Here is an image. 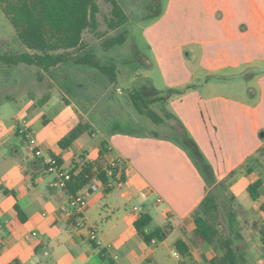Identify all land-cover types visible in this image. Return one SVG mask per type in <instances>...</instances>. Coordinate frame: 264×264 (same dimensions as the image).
I'll return each instance as SVG.
<instances>
[{"label": "crops", "instance_id": "crops-1", "mask_svg": "<svg viewBox=\"0 0 264 264\" xmlns=\"http://www.w3.org/2000/svg\"><path fill=\"white\" fill-rule=\"evenodd\" d=\"M149 22L143 81L156 89H185L167 107L216 181L232 182L231 196L248 215H256L250 224L264 254L259 234L264 229V0H163L161 14ZM70 66L39 71L27 95L0 99L16 106L8 111L0 104V264L208 263V255L192 242L191 217L208 187L183 148L149 133L96 127L88 118V131L70 147H58L80 121L79 114L84 116L66 94L73 86ZM19 117L26 118L42 153L56 155L67 170L82 159L96 161L104 141L100 165L120 160L110 191L92 178L78 191L86 206L74 213L68 207L70 194L18 136ZM257 178L262 179L260 196L252 200L246 187ZM103 207L111 216L96 225L93 213L102 218ZM143 213L151 217L146 231L170 225L162 241L146 244L138 235L133 223ZM85 228L95 230L96 240ZM178 239L188 246V256L174 254Z\"/></svg>", "mask_w": 264, "mask_h": 264}, {"label": "trees", "instance_id": "trees-1", "mask_svg": "<svg viewBox=\"0 0 264 264\" xmlns=\"http://www.w3.org/2000/svg\"><path fill=\"white\" fill-rule=\"evenodd\" d=\"M107 1L111 5V16L107 19L108 27L116 29L124 26L127 16L118 1ZM153 3L156 12L152 20L157 18L163 9L161 0H149L147 6L151 7ZM0 9L14 29L22 47L21 51L0 53V63L7 66L19 64L35 66L39 71L44 72L50 71L59 64L67 63L96 70L111 83L117 80L116 62L100 59L82 37L84 31L94 32L98 28L100 9L96 0H0ZM125 40L126 29L105 39L103 47L109 50L123 44ZM142 56L148 62V58ZM72 84L74 85L73 82ZM139 88L132 87L127 91L132 107L139 115L147 117L156 127L164 131L160 134L153 130L150 134L156 138L172 141L183 148L208 187L206 195L191 214L193 244L200 248L205 256L208 255V264H254L245 245H242L244 238L237 228V213L232 204L234 198L226 195L225 180L216 181L212 167L203 157L184 125L167 107V103L176 95L182 94L185 89L174 87L156 89L153 86H146L145 83ZM66 102L68 103L67 100ZM90 127L88 121L80 119L75 127L58 140V147L60 149L70 147ZM105 151L106 143L102 141L96 161L82 159L83 165L78 171V164L73 166L70 170V179L64 188L70 195L84 188L94 177L100 181L105 191H110L109 184L118 168H114L110 176L107 175L106 169L99 163ZM50 154L58 164H61L56 155ZM249 171L250 169L247 168V172ZM261 184L262 179L257 178L247 185L246 191L250 199L259 198ZM260 208L264 211V204ZM15 210L19 220L24 222L26 217L17 204ZM219 218L223 220L222 230L218 228ZM150 222V215L143 213L134 221L133 227L146 244L152 240L162 241L170 225L166 224L164 227H154L146 231ZM259 234L264 244L263 228L259 229ZM174 245L181 256L186 257L190 254L183 240H176Z\"/></svg>", "mask_w": 264, "mask_h": 264}, {"label": "rangeland", "instance_id": "rangeland-1", "mask_svg": "<svg viewBox=\"0 0 264 264\" xmlns=\"http://www.w3.org/2000/svg\"><path fill=\"white\" fill-rule=\"evenodd\" d=\"M96 1L100 9L98 28L94 32L84 31L82 37L84 42L93 48L100 59L116 62L118 67L117 80L111 83L96 70L71 65L68 73L73 77V80H71L74 85L71 87L66 86V90H68L66 94L74 103L75 110H79L84 114V116L79 114L80 119L83 121L91 120L93 126L102 125L107 129L117 127L121 130H134L135 133L140 134H150L153 130H156L163 134V130L156 127L147 117L139 115L134 110L127 94L130 88H139L144 84L141 73L147 62L142 55L146 58H149L150 55L147 49L145 29L156 12L154 3L151 7H148L149 0H117L127 16V22L122 27L110 29L107 25V19L111 16V5L107 0ZM190 1L185 0L186 3ZM161 2L163 5V0ZM124 29H126L124 43L105 50L103 41L122 33ZM21 50L22 47L15 39L12 26L0 9V53ZM37 73H39V69L35 66L25 64L7 66L0 63V99L3 95H9L10 97L21 95L23 97L25 91L32 90ZM25 95H27L26 92ZM0 104L5 105L3 107L6 108L5 110L9 111L11 107L16 110L14 102ZM84 110H89V117ZM231 185L232 182L226 183L225 192L228 197L231 195ZM240 202L234 199L232 204L237 213V228L244 238L242 245H245L254 264H264V254H261L263 250L260 251L258 245L255 244L258 231L250 224L251 217L256 215H248ZM101 213L102 218H99L97 213H93L96 218V225L104 221L107 215L111 216L110 210L106 207H103ZM219 223L218 228L222 230L223 220L221 218H219ZM86 230L88 228H85ZM248 240H250V244ZM201 264L208 263L201 261Z\"/></svg>", "mask_w": 264, "mask_h": 264}, {"label": "built area", "instance_id": "built-area-1", "mask_svg": "<svg viewBox=\"0 0 264 264\" xmlns=\"http://www.w3.org/2000/svg\"><path fill=\"white\" fill-rule=\"evenodd\" d=\"M18 124L16 126V132L18 136L25 142L33 151V154L38 157L43 158V163L45 166V171L50 174H54L56 178V184L59 188L64 189L67 181L70 179V170L65 169L61 164H58L56 159L49 154L44 155L42 151L38 148V141L33 131L30 129L26 118L19 117ZM119 159L111 161L106 167L107 175L110 176L112 170L119 166ZM83 161L79 162L77 171L82 167ZM87 204L86 198L76 192L69 196L68 207L77 215L82 212ZM90 240H96V232L94 229H89L87 231ZM176 256L179 255L178 252H174Z\"/></svg>", "mask_w": 264, "mask_h": 264}, {"label": "water", "instance_id": "water-1", "mask_svg": "<svg viewBox=\"0 0 264 264\" xmlns=\"http://www.w3.org/2000/svg\"><path fill=\"white\" fill-rule=\"evenodd\" d=\"M261 135L263 136V133Z\"/></svg>", "mask_w": 264, "mask_h": 264}]
</instances>
